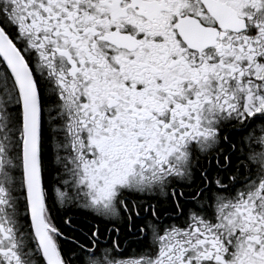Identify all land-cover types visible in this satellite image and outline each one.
<instances>
[{
  "label": "snow or ice",
  "instance_id": "snow-or-ice-1",
  "mask_svg": "<svg viewBox=\"0 0 264 264\" xmlns=\"http://www.w3.org/2000/svg\"><path fill=\"white\" fill-rule=\"evenodd\" d=\"M0 264H264V0H0Z\"/></svg>",
  "mask_w": 264,
  "mask_h": 264
}]
</instances>
